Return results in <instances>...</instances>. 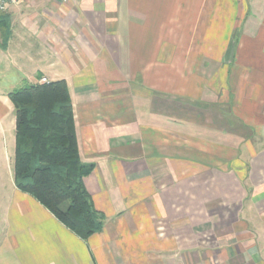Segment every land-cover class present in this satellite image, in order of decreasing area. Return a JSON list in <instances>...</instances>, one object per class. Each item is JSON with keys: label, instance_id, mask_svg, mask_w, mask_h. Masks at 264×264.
<instances>
[{"label": "crops", "instance_id": "crops-1", "mask_svg": "<svg viewBox=\"0 0 264 264\" xmlns=\"http://www.w3.org/2000/svg\"><path fill=\"white\" fill-rule=\"evenodd\" d=\"M0 44V264H264V0H26ZM1 43V37H0ZM65 80L101 232L14 180L10 93Z\"/></svg>", "mask_w": 264, "mask_h": 264}, {"label": "trees", "instance_id": "trees-1", "mask_svg": "<svg viewBox=\"0 0 264 264\" xmlns=\"http://www.w3.org/2000/svg\"><path fill=\"white\" fill-rule=\"evenodd\" d=\"M11 35V16L0 11L1 46ZM41 79V78H40ZM16 110V186L48 208L87 240L103 230L106 216L96 209L84 179L95 164L81 160L68 84L55 80L25 84L10 93Z\"/></svg>", "mask_w": 264, "mask_h": 264}, {"label": "built area", "instance_id": "built-area-1", "mask_svg": "<svg viewBox=\"0 0 264 264\" xmlns=\"http://www.w3.org/2000/svg\"><path fill=\"white\" fill-rule=\"evenodd\" d=\"M26 0H0V11H9L12 7L21 5ZM40 82H49L46 77H42Z\"/></svg>", "mask_w": 264, "mask_h": 264}]
</instances>
